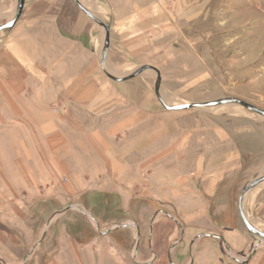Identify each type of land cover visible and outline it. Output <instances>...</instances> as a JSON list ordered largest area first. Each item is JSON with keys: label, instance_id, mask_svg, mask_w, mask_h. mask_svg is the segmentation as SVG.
Instances as JSON below:
<instances>
[{"label": "rangeland", "instance_id": "1", "mask_svg": "<svg viewBox=\"0 0 264 264\" xmlns=\"http://www.w3.org/2000/svg\"><path fill=\"white\" fill-rule=\"evenodd\" d=\"M79 1L109 26L108 34L71 0H61V20L70 19L79 37L84 34L90 81H102L106 90L88 107L64 99L47 110L46 124L38 123L39 114L31 109L25 111L29 121L0 125V261L17 255L13 239L31 244L24 260L31 254L47 257L64 229L79 243L111 244L121 250V260L125 254L127 264H136L137 250L148 239L154 197L165 187L144 198L142 189L125 183L165 180L167 167L127 171L120 179L101 170L98 156L110 149L132 153L148 148L166 158L172 137L190 132L194 143L214 142L212 133L223 132L240 151V169L228 181L264 177V117L232 102L166 110L157 100L152 69L159 72L158 93L168 105L237 98L264 110V0ZM108 75L128 79L117 82ZM224 105L229 108L218 109ZM45 127L43 149L39 140ZM181 144L173 149L180 162ZM79 162L100 171L90 190L76 191L71 181ZM54 169L60 172L56 178ZM181 170V163L175 165L176 175ZM252 196L246 193L245 203ZM248 215L264 233V220ZM237 223L245 230L239 216ZM248 235L251 245L264 249V239Z\"/></svg>", "mask_w": 264, "mask_h": 264}, {"label": "crops", "instance_id": "2", "mask_svg": "<svg viewBox=\"0 0 264 264\" xmlns=\"http://www.w3.org/2000/svg\"><path fill=\"white\" fill-rule=\"evenodd\" d=\"M60 2L25 0L21 17L13 28L0 32V125L29 121L30 115L26 113L27 117L25 111L31 109L38 112V123L46 124L47 110L60 107L64 99H74L80 106L88 107L98 102L106 90L102 81L99 84L90 81L84 34L79 37L78 27L70 19L61 20L64 6ZM14 3L15 0H0V24L10 20ZM25 91L31 95L26 96ZM55 116L54 113L52 117ZM121 124L126 127V121ZM123 133L127 138L125 132L120 136ZM46 136L45 127L39 140L43 149ZM212 136L214 142L205 139L206 142L198 143L192 142L194 135L190 132L172 137L166 158L148 148L132 153L110 149L98 156L101 170L108 175L117 174L120 179L127 171L157 172L167 167L165 180L150 177L148 183H125L142 189L140 194L144 198H151L156 189L165 187L154 197L148 239L145 247L137 250L136 264H264V249L251 245L249 233L237 223L238 196L248 182L232 183L227 178L240 169L239 148L227 133L214 132ZM180 143L181 162L173 150ZM39 162L40 171L46 174V166L41 165V159ZM180 163L182 173L176 175L175 165ZM98 172L94 166L79 162L71 174L75 190H90V184L98 183ZM51 174L56 178L60 172L54 169ZM250 192L251 199L243 202V208L244 204L247 206L245 213L247 217L251 213L264 220V181ZM138 243L143 244L141 239ZM12 246L17 255L3 257L6 261L0 264H127L125 254L121 260L119 248L95 241L79 243L64 229L58 233L55 248L47 257L34 258L31 254L24 260L32 251L31 244L13 239Z\"/></svg>", "mask_w": 264, "mask_h": 264}, {"label": "water", "instance_id": "3", "mask_svg": "<svg viewBox=\"0 0 264 264\" xmlns=\"http://www.w3.org/2000/svg\"><path fill=\"white\" fill-rule=\"evenodd\" d=\"M77 7L78 9L84 13L88 18H90L92 21H94L95 23H97L98 25H100L102 28H104L106 35L109 32V26L104 24L103 22H101L100 20H98L96 17H94V15L82 4L80 3L79 0H71ZM24 3L25 0H17V4H16V10L15 13L13 15V17L0 25V32L1 31H5V30H10L13 28V26L16 24V22L18 21V19L20 18L21 14H22V10L24 7ZM152 69L155 71L156 73V83H155V94L157 97V100L159 101V103L161 104V106L166 109V110H184V109H190V108H194V107H206V106H215V105H220V104H226V103H236L238 105H241L242 107H244L245 109H247L248 111H251L253 113H255L256 115L260 116V117H264V110L249 104L243 100L237 99V98H231V99H219V100H215V101H209V102H205V103H185V104H180V105H168L166 104L162 98L160 97L159 93H158V86L160 84V76H159V72L156 68L152 67ZM111 79H113L114 81L120 82L123 80H127L128 77L126 78H117V77H113L108 75ZM264 181V177L262 178H254L252 180H250L241 190V192L239 193L238 196V200H237V209H238V215L240 217V220L245 228V230L251 235V236H257L258 238H262L264 239V233L261 232L260 230H258L249 220V218L247 217L244 208H243V198L244 195L246 193H248L251 189H253L255 186H257L258 184H260L261 182Z\"/></svg>", "mask_w": 264, "mask_h": 264}, {"label": "bare ground", "instance_id": "4", "mask_svg": "<svg viewBox=\"0 0 264 264\" xmlns=\"http://www.w3.org/2000/svg\"><path fill=\"white\" fill-rule=\"evenodd\" d=\"M229 107H227L226 105H224V106H220L218 109H221V110H226V109H228ZM261 118H263V117H261ZM264 119V118H263ZM246 195V194H245ZM245 195H244V198H243V202L245 203ZM245 205V204H244ZM248 218H249V216H248ZM250 219V218H249Z\"/></svg>", "mask_w": 264, "mask_h": 264}]
</instances>
